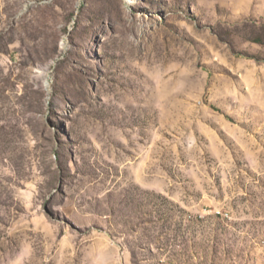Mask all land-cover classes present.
Segmentation results:
<instances>
[{
	"label": "rangeland",
	"instance_id": "1",
	"mask_svg": "<svg viewBox=\"0 0 264 264\" xmlns=\"http://www.w3.org/2000/svg\"><path fill=\"white\" fill-rule=\"evenodd\" d=\"M0 264H264V0H0Z\"/></svg>",
	"mask_w": 264,
	"mask_h": 264
}]
</instances>
